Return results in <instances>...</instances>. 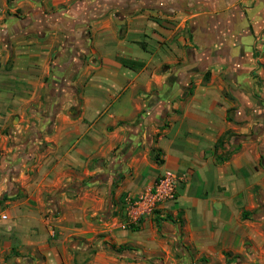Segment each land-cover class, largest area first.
Returning a JSON list of instances; mask_svg holds the SVG:
<instances>
[{"label": "crops", "instance_id": "crops-1", "mask_svg": "<svg viewBox=\"0 0 264 264\" xmlns=\"http://www.w3.org/2000/svg\"><path fill=\"white\" fill-rule=\"evenodd\" d=\"M238 1L149 5L169 24L127 15L121 35L110 2L0 0V129L12 123L0 134V264H74L73 248L78 264H148L180 251L176 225L156 222L177 212L195 256L264 264V116H244L264 87H250L240 47L264 32V0H250L248 36ZM166 173L180 179L174 200L124 227V198Z\"/></svg>", "mask_w": 264, "mask_h": 264}, {"label": "rangeland", "instance_id": "rangeland-1", "mask_svg": "<svg viewBox=\"0 0 264 264\" xmlns=\"http://www.w3.org/2000/svg\"><path fill=\"white\" fill-rule=\"evenodd\" d=\"M102 2L105 3H112L117 5V10L115 12V16H116V20H117V27H118V33H120L121 35L125 34L126 31V27H127V15L128 17H130L131 15L133 16H139V15H143L146 16L147 18H145L144 20L146 21L148 18L151 19L152 22H159V24H162L161 22H164V25L167 26L170 22L169 17L172 16L171 13H168L166 11H161V12H157V11H153V10H149L147 9V11L145 10L146 7H148L149 5H153V4H161V5H173L174 3H177V0H101ZM181 3H184L185 7L189 8H196V12H203L206 9H209V5H210V0H180ZM8 2V1H7ZM133 4V5H138V7H133V11L128 12L125 9V5L127 4ZM189 4H191V6H188ZM238 5H239V10H241L243 12L244 15V21H245V26H244V34L246 36H248V31H247V21H248V16H249V10L248 8H251L253 6V2H251L250 0H240L238 1ZM150 7V6H149ZM243 8H246L243 9ZM234 16L237 14L240 20L242 18V15L240 13V11H237V13H233ZM232 13L230 14L233 15ZM204 20H201V22H203ZM182 35L187 36L186 34V29L185 27H182L180 29ZM129 40L131 39H138V43L141 45L142 42V38H140L139 36L137 37H133L132 35H128L127 37ZM246 42L241 44L240 47H242V49H244V53H246L247 57H250L251 59L248 61V63H250V70H248V77H249V84L250 87H252V89H255L256 87H264V73L261 72V74H259V69H260V64L258 62V60H255V58L257 59L258 57H263L264 56V32L262 34H257L255 36H253V38H246L245 39ZM0 73H2V70L0 71ZM245 77V75L243 76ZM206 79L205 77L202 78V82H204ZM252 98L254 100H256L255 98H259L260 101H258L261 104V110L260 112L257 114L256 112H254V109L252 107H246L244 110V116H255V115H259L258 118H260L261 123H263L262 121V117L264 116V92L258 89V92L254 93V95L252 96ZM11 120H8L6 122V124L0 129V134L5 136L8 135V132L10 129H12L11 127ZM262 125V124H261ZM259 164H264V158L262 157L259 160ZM152 187V186H151ZM150 187V188H151ZM1 195H0V209H2L5 205H4V201L1 199ZM122 209L121 206H119L118 212ZM123 212V210H122ZM162 211L155 210L153 213L155 215L160 214ZM157 213V214H156ZM164 213H162L163 215ZM124 215V213H123ZM172 215V214H171ZM174 216V215H173ZM123 226L126 228H129L130 226H136V225H132V224H125V215H124V221H123ZM170 224V223H169ZM162 227V226H161ZM133 229V228H130ZM177 233V230L176 232ZM182 243V242H181ZM188 248V246H187ZM121 251H125V250H121ZM121 251L116 252L118 253V255L121 254ZM70 253H72V257H73V263L74 264H78L77 262L81 261V258H83L82 250H78V249H70L69 250ZM93 250L92 249H86L84 250V256H85V260H88L91 258L92 254H93ZM200 257L205 258L204 256H195V254L193 252H191V250L188 248V252L183 253L182 251H179L178 249H176L174 247V244L171 245V249L168 253H162V255H158L155 257H149L148 259H145V262H147L148 264L153 263V264H196V260ZM207 259V258H206ZM208 260V264H222V263H218V262H213ZM127 262L128 259L126 260Z\"/></svg>", "mask_w": 264, "mask_h": 264}, {"label": "built area", "instance_id": "built-area-1", "mask_svg": "<svg viewBox=\"0 0 264 264\" xmlns=\"http://www.w3.org/2000/svg\"><path fill=\"white\" fill-rule=\"evenodd\" d=\"M179 180L177 176L166 173L159 177L146 191L135 196H126L122 205L125 224L136 225L143 217L158 210L164 202L174 200ZM6 220L7 216L0 212V222Z\"/></svg>", "mask_w": 264, "mask_h": 264}, {"label": "trees", "instance_id": "trees-1", "mask_svg": "<svg viewBox=\"0 0 264 264\" xmlns=\"http://www.w3.org/2000/svg\"><path fill=\"white\" fill-rule=\"evenodd\" d=\"M141 48L143 49V47H141ZM118 61L123 67L129 68V69H134L135 66L140 67V65H141L139 62H135V61L124 59V58H118ZM189 94H190V91H188L187 95H189ZM224 136H221V137H219L216 140V142L214 144V149L222 147ZM233 150H235V149H233ZM233 150H230L226 155H215V158H214L215 159V163L216 164H220V163L224 162L225 160H227L229 155L233 152ZM154 152L155 151L153 149L150 150V153L152 154L151 159L155 161ZM241 217L242 218H246L245 213H241ZM158 221H164V222H168V223H170L172 225H176V227H177L176 236H177L178 243H179V245L177 244L176 247L179 248L180 251H182L183 253L188 252L187 246H185L183 243L180 242V239H181L180 229H181V226H182L181 212H177L174 216H172L171 214H166L163 218L156 219V222H158ZM129 228L136 229L137 226H135V227L134 226H130ZM110 248L114 252H119L121 250H125L126 249L125 245H120V246H118L116 248L114 246H111ZM222 255H223V258H224V264H231V262L235 258L238 259L237 256H231L227 252L222 253ZM196 264H208V260L206 258L200 257V258H198L196 260Z\"/></svg>", "mask_w": 264, "mask_h": 264}]
</instances>
